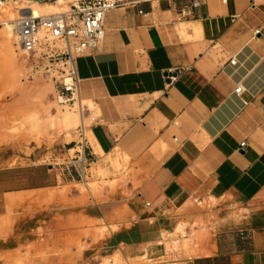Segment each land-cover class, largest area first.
<instances>
[{"label": "crops", "instance_id": "0c3cea01", "mask_svg": "<svg viewBox=\"0 0 264 264\" xmlns=\"http://www.w3.org/2000/svg\"><path fill=\"white\" fill-rule=\"evenodd\" d=\"M124 1L76 60L93 164L132 168L83 208L108 228L85 257L264 264V0Z\"/></svg>", "mask_w": 264, "mask_h": 264}, {"label": "rangeland", "instance_id": "374dc122", "mask_svg": "<svg viewBox=\"0 0 264 264\" xmlns=\"http://www.w3.org/2000/svg\"><path fill=\"white\" fill-rule=\"evenodd\" d=\"M32 1L55 0H0V264H94L95 257H85L87 241L108 228L83 208L106 188L130 183L132 168L127 158L122 164L108 157L115 172L91 164L86 184L67 169L64 142L74 138L78 114L58 102L49 77H27L15 35L5 33L19 7ZM63 1L54 12L68 9ZM39 11L51 14L46 6ZM109 259L104 264H127Z\"/></svg>", "mask_w": 264, "mask_h": 264}, {"label": "built area", "instance_id": "2783aa9c", "mask_svg": "<svg viewBox=\"0 0 264 264\" xmlns=\"http://www.w3.org/2000/svg\"><path fill=\"white\" fill-rule=\"evenodd\" d=\"M191 1L193 5L201 2ZM124 4V0H73L68 9L51 14L34 15L18 9V17L11 20L17 47L29 64L27 77H49L55 83L58 102L78 114L75 140L67 150L65 163L85 184L94 159L88 134L95 117L82 98L76 60L101 46L107 12ZM230 63L235 64L236 59L232 58ZM243 91L240 84L234 90L237 95ZM244 146L245 142H241L240 148Z\"/></svg>", "mask_w": 264, "mask_h": 264}, {"label": "bare ground", "instance_id": "6f19581e", "mask_svg": "<svg viewBox=\"0 0 264 264\" xmlns=\"http://www.w3.org/2000/svg\"><path fill=\"white\" fill-rule=\"evenodd\" d=\"M64 3L63 0H55L53 3H44V4H41L37 1H32V2H29V4H23L19 7V9H25L29 12H31L32 14L34 15H40V9L44 6L48 7L50 12H54V10L56 9V7H59L61 6L62 4ZM19 15V13H18ZM11 26H12V23H11ZM6 33V36L7 37H12L15 35L14 33V30H13V27L11 29L10 25L8 26V28L6 29L5 31ZM15 37V36H14ZM169 84V83H168ZM66 116V115H65ZM70 117V116H69ZM73 117V119L75 118V115L74 116H71V118ZM68 120V119H67ZM70 120V119H69ZM68 122V121H67Z\"/></svg>", "mask_w": 264, "mask_h": 264}]
</instances>
